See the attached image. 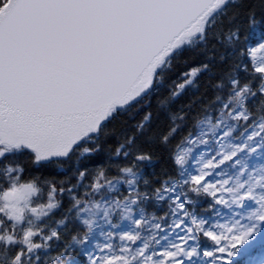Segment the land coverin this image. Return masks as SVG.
I'll use <instances>...</instances> for the list:
<instances>
[{"label": "snow or ice", "instance_id": "snow-or-ice-1", "mask_svg": "<svg viewBox=\"0 0 264 264\" xmlns=\"http://www.w3.org/2000/svg\"><path fill=\"white\" fill-rule=\"evenodd\" d=\"M0 264H264V0H0Z\"/></svg>", "mask_w": 264, "mask_h": 264}]
</instances>
